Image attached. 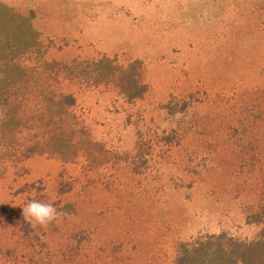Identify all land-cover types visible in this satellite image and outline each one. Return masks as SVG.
Instances as JSON below:
<instances>
[{
  "label": "rangeland",
  "instance_id": "1",
  "mask_svg": "<svg viewBox=\"0 0 264 264\" xmlns=\"http://www.w3.org/2000/svg\"><path fill=\"white\" fill-rule=\"evenodd\" d=\"M19 18L46 61H139L147 92L127 102L110 86L71 89L105 166L18 151L3 164L0 264H26L22 221L59 264H171L178 241L264 226V0H0V42L19 39ZM137 140L149 146L141 179ZM31 200L60 213L49 240L23 218Z\"/></svg>",
  "mask_w": 264,
  "mask_h": 264
},
{
  "label": "trees",
  "instance_id": "2",
  "mask_svg": "<svg viewBox=\"0 0 264 264\" xmlns=\"http://www.w3.org/2000/svg\"><path fill=\"white\" fill-rule=\"evenodd\" d=\"M19 24V39L6 36L5 42H0L4 43L0 57V169L14 158L16 151L23 159L46 154L68 161L79 154L89 168L107 165L108 152L91 141L85 127L78 122L71 89L110 86L127 102L140 100L147 92L140 81L141 63L130 61L121 67L113 57L73 59L69 65L48 62L43 57L46 47L30 44L21 18ZM148 148L141 140L135 142L130 165L137 179L145 177ZM261 219L260 213L255 220L261 222ZM46 231L49 240V226ZM18 232L29 247L28 255L20 257L26 264H59L61 254L51 255L47 244L39 243L41 230H32L28 222L22 221ZM87 233L72 232L71 236L78 245H85L89 242ZM73 252L76 250H71L69 255L75 257L78 252ZM11 253L5 252L7 259ZM171 264H264V226L249 239L218 232L178 241Z\"/></svg>",
  "mask_w": 264,
  "mask_h": 264
},
{
  "label": "clouds",
  "instance_id": "3",
  "mask_svg": "<svg viewBox=\"0 0 264 264\" xmlns=\"http://www.w3.org/2000/svg\"><path fill=\"white\" fill-rule=\"evenodd\" d=\"M176 118L179 119V114H177ZM162 127L167 128L168 125L165 123ZM172 127H175V124H173ZM22 214L25 220L42 228H47L60 215L56 207L51 203H44L37 200L29 201L22 208Z\"/></svg>",
  "mask_w": 264,
  "mask_h": 264
}]
</instances>
